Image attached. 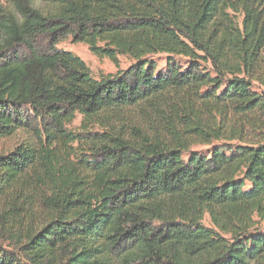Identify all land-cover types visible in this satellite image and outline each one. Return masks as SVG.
Masks as SVG:
<instances>
[{
	"label": "trees",
	"instance_id": "1",
	"mask_svg": "<svg viewBox=\"0 0 264 264\" xmlns=\"http://www.w3.org/2000/svg\"><path fill=\"white\" fill-rule=\"evenodd\" d=\"M18 134L0 264H264V0H3L0 141Z\"/></svg>",
	"mask_w": 264,
	"mask_h": 264
},
{
	"label": "rangeland",
	"instance_id": "2",
	"mask_svg": "<svg viewBox=\"0 0 264 264\" xmlns=\"http://www.w3.org/2000/svg\"><path fill=\"white\" fill-rule=\"evenodd\" d=\"M0 3H3V0H0ZM57 47L63 48L66 50H70L76 55H78L86 65L90 68L91 73L95 77H99L101 74H106L110 72L116 71V66L114 63L109 60L107 57H98L90 52L87 45L82 42H73L72 37L70 35L65 36L64 38L60 39L57 44ZM156 61L158 62V68L164 67V56L157 55L155 57ZM131 60L126 56H119V67L126 68L131 64ZM79 123V117L75 120L74 125ZM19 140V134L15 136H11L9 138L2 139L0 141V150L5 152L11 150L15 144H17ZM198 148V147H196ZM203 148V147H202ZM200 149V148H199ZM203 223L205 225H210L208 216H204ZM260 230L264 233V222L260 224Z\"/></svg>",
	"mask_w": 264,
	"mask_h": 264
}]
</instances>
